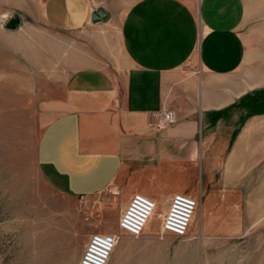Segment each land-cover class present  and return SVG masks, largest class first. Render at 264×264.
Returning a JSON list of instances; mask_svg holds the SVG:
<instances>
[{
    "label": "crops",
    "instance_id": "1",
    "mask_svg": "<svg viewBox=\"0 0 264 264\" xmlns=\"http://www.w3.org/2000/svg\"><path fill=\"white\" fill-rule=\"evenodd\" d=\"M34 8L61 34L97 37L93 63L41 105L40 163L79 197L111 190L126 207L136 194L159 208L177 194L205 201L191 178L202 169L208 179L212 156L220 165L235 135L229 111L241 119V98L264 88V0H140L120 15L94 0H34ZM101 9L108 19L94 22ZM88 51L76 48V59ZM166 112L175 120L160 130L156 115ZM213 132L226 135L214 144Z\"/></svg>",
    "mask_w": 264,
    "mask_h": 264
},
{
    "label": "rangeland",
    "instance_id": "2",
    "mask_svg": "<svg viewBox=\"0 0 264 264\" xmlns=\"http://www.w3.org/2000/svg\"><path fill=\"white\" fill-rule=\"evenodd\" d=\"M139 1L94 0L114 15ZM33 3L0 0V264H80L92 235L113 232L121 239L110 264H264V114L241 101L236 105L241 119L228 113L226 124L235 135L220 165L209 157L208 179L199 170L206 183H199V175L191 178L189 187L200 189L205 201L187 239L160 237L158 219L144 237L126 235L117 226L125 200L111 190L73 195L40 163L41 105L60 93L73 70L93 63L97 37L49 28L37 9L28 11ZM15 18L20 23L12 29ZM76 48L89 50L84 59H76ZM208 131L203 128V143ZM219 134L211 133L214 144L226 135ZM208 207L211 220L205 225ZM204 228L207 235L200 233Z\"/></svg>",
    "mask_w": 264,
    "mask_h": 264
},
{
    "label": "built area",
    "instance_id": "3",
    "mask_svg": "<svg viewBox=\"0 0 264 264\" xmlns=\"http://www.w3.org/2000/svg\"><path fill=\"white\" fill-rule=\"evenodd\" d=\"M157 128L162 130L175 120L172 112L156 115ZM201 199L177 194L169 202L164 213H158L159 206L151 198L142 194L132 197L117 226L132 238H142L154 219L160 223L159 236L172 235L187 239L197 219ZM156 217V218H155ZM121 237L116 233H97L90 237L80 264H110Z\"/></svg>",
    "mask_w": 264,
    "mask_h": 264
},
{
    "label": "trees",
    "instance_id": "4",
    "mask_svg": "<svg viewBox=\"0 0 264 264\" xmlns=\"http://www.w3.org/2000/svg\"><path fill=\"white\" fill-rule=\"evenodd\" d=\"M259 96H263L264 98V89L256 90L250 94H247L241 99V104L244 106H249V108L256 112V114H264V100L260 99ZM263 101V103H262ZM242 106V107H243ZM259 110V111H257Z\"/></svg>",
    "mask_w": 264,
    "mask_h": 264
},
{
    "label": "water",
    "instance_id": "5",
    "mask_svg": "<svg viewBox=\"0 0 264 264\" xmlns=\"http://www.w3.org/2000/svg\"><path fill=\"white\" fill-rule=\"evenodd\" d=\"M108 19V14L105 10L101 9L98 11V13H96L93 17L94 22H101V21H105ZM19 18H15L12 20L10 27L12 29H16L19 26Z\"/></svg>",
    "mask_w": 264,
    "mask_h": 264
},
{
    "label": "bare ground",
    "instance_id": "6",
    "mask_svg": "<svg viewBox=\"0 0 264 264\" xmlns=\"http://www.w3.org/2000/svg\"><path fill=\"white\" fill-rule=\"evenodd\" d=\"M112 195H117V193H112ZM126 209V208H125ZM125 209H123V211H122V214H123V212L125 211ZM156 218V217H155ZM114 233V232H113Z\"/></svg>",
    "mask_w": 264,
    "mask_h": 264
}]
</instances>
